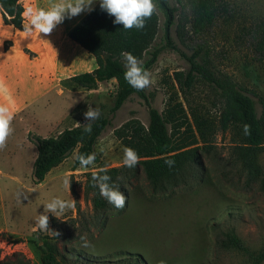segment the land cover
<instances>
[{
    "label": "rangeland",
    "instance_id": "374dc122",
    "mask_svg": "<svg viewBox=\"0 0 264 264\" xmlns=\"http://www.w3.org/2000/svg\"><path fill=\"white\" fill-rule=\"evenodd\" d=\"M215 2L213 24L196 32L186 1L168 0L177 10L170 29L171 47L162 41L164 17L154 8L158 27L153 46H162V50L148 70L154 83L144 88L145 100L132 95L111 114L115 81L96 87L97 94L81 88L84 91L76 98L80 104L61 128L87 123L84 112L89 107L99 109L100 116L107 118L108 125L94 147L93 166L74 169L73 153L36 186L33 165L27 163L28 152L20 144V127L16 128L12 161H3L0 175L1 261H11L14 254H21L29 264H40L38 246L55 232L59 237L55 241L58 261L62 264H138L136 257L143 264H158L161 260L166 264H254V259L264 253V183L250 179L243 168L236 150V131L220 129L222 100L218 90L199 78L183 93L173 80L175 72L188 71V58L207 61L215 77L230 78L246 90L261 115V105L252 93L264 100V57L256 48L255 26L264 21V0ZM169 101L181 104L189 120L190 113H195L214 126L209 143L201 151L202 167L197 177L159 192L140 172L125 186L123 209L108 205L95 211L83 193L84 173L122 166L124 147L116 130L134 121L145 127L148 104L166 116ZM65 105L61 98L49 95L33 107L40 132L47 130L43 120L58 116ZM168 128L174 138L189 136L177 123ZM203 146L200 144L199 149ZM258 164L264 170V149ZM66 179L73 195L64 183ZM53 196L72 199L74 207L59 217L47 213L49 230L33 232L38 215L44 213L43 204ZM229 234L236 236L245 250L231 246L226 239ZM259 264H264V258Z\"/></svg>",
    "mask_w": 264,
    "mask_h": 264
},
{
    "label": "trees",
    "instance_id": "16d2710c",
    "mask_svg": "<svg viewBox=\"0 0 264 264\" xmlns=\"http://www.w3.org/2000/svg\"><path fill=\"white\" fill-rule=\"evenodd\" d=\"M18 1L0 0V9L4 24L16 30H22L23 9ZM185 1L193 14L194 31L199 32L213 24L217 13L215 0ZM154 5V8L164 17L162 41L166 43V46L171 47L170 29L175 23L177 10L169 5L168 0H154ZM155 9L153 14L145 19L142 29L125 30L122 24H114L112 22L114 17L102 10L98 4L69 33V38L92 55L97 64L93 71L74 76L70 82L85 90H94L99 84L115 81L111 114L115 113L132 95L146 99L144 89L135 90L125 81L122 53H132L147 70L154 65L162 50V46H153L158 27ZM255 26L258 29L256 48L264 57V21L258 22ZM196 59L188 58V71L175 72L173 80L180 86L183 93L188 92L199 78L218 90L222 100L220 129L222 132L228 129L236 131L239 137V146L236 150L243 168L250 179H260L264 183V170L258 164L259 154L264 149V100L252 93L261 105V115L258 116L255 102L246 90L230 78L215 77L208 68L207 61L198 62ZM167 106L166 116H163L148 104V122L145 127L134 121L126 123L115 132L122 146L135 149L139 157L134 168L122 165L105 169L111 181L119 185V190L125 197L127 192L125 186L140 172L153 190L166 192L196 178L197 172L202 167L201 151L210 141V135L214 130L213 124L195 113H190L191 120H189L182 105L174 101H169ZM87 123L91 124V130L87 132L84 130L86 124H82L64 129L50 138L29 134L28 140L37 151L32 169L34 185H41L46 175L71 154L74 153L73 168L76 169L80 167L75 161L77 154L94 153L96 142L108 125V120L99 116L96 120ZM172 123H177L179 128H184V133L189 136L174 138V134L168 128V125ZM244 125L248 126L247 134L243 130ZM200 144L204 146L199 149ZM166 160H172L174 163L168 166L165 163ZM92 174L91 171L84 173L83 193L91 202L93 209L100 211L111 204L99 195L98 188L94 186ZM69 191L72 195L74 194L71 184ZM76 211L79 212V207ZM57 239L59 237L55 233L45 238L38 246L40 264H62L58 261L59 250L55 244ZM226 239L234 248L245 250L236 236L229 234ZM263 258L264 253H260L254 259V264H259ZM135 261L143 264L140 258L136 257ZM0 264H29V261L21 254H14L11 261L0 260Z\"/></svg>",
    "mask_w": 264,
    "mask_h": 264
},
{
    "label": "crops",
    "instance_id": "0c3cea01",
    "mask_svg": "<svg viewBox=\"0 0 264 264\" xmlns=\"http://www.w3.org/2000/svg\"><path fill=\"white\" fill-rule=\"evenodd\" d=\"M18 2L23 9L24 26L26 8L47 9L61 0H19ZM98 4L99 0H94L91 11ZM91 11H83L71 18L66 17L50 33H40V39H37L35 35L32 38H25L23 29L16 30L4 23L3 26H0V105L7 107L13 114L10 124L12 132L6 138L4 146L0 148V175L3 174L1 169L3 161L5 164L12 161L17 127H20L21 130L22 149L24 152H28L27 163L32 166L37 151L28 140L29 134L50 138L55 137L64 129L77 126L74 124L72 127L61 128L63 121L74 115L76 107L80 104L76 99L77 95L84 91L72 84L70 79L93 71L97 64L92 55L69 38V33ZM0 16L2 17L1 9ZM102 84L97 87L99 88ZM97 91L89 90L88 93L97 94ZM49 95L61 98L67 105L63 107L62 113L58 116L43 120L42 123L45 124L47 130L40 132L37 128L39 126L36 121L37 116L32 110L35 109L33 107L37 103L45 98L47 100ZM49 104L50 102H48ZM78 120L76 118V121ZM57 128L60 131L53 135ZM16 141L18 142V140Z\"/></svg>",
    "mask_w": 264,
    "mask_h": 264
},
{
    "label": "clouds",
    "instance_id": "9594fccd",
    "mask_svg": "<svg viewBox=\"0 0 264 264\" xmlns=\"http://www.w3.org/2000/svg\"><path fill=\"white\" fill-rule=\"evenodd\" d=\"M94 0H61L59 3L52 4L49 8L28 7L24 11L26 22L23 26L25 38L37 39L40 33H50L63 20L76 16L83 11H91V5ZM99 7L114 17V24H122L125 30L135 28L137 30L144 27L145 19L150 17L154 11V0H99ZM124 59V79L130 87L135 90H142L154 83L152 74L144 68L142 62L130 52L122 53ZM87 122L94 121L100 116L97 108L89 107L84 112ZM13 118L12 112L5 106L0 105V148L5 144L6 138L11 134L10 127ZM85 131L91 130V124L85 123ZM244 132L247 134L248 126L244 125ZM96 160L95 153L77 154L75 161L81 168H89L94 165ZM139 161L135 149L125 147L123 149L122 164L127 168H134ZM165 163L171 166L174 162L166 160ZM92 180L94 186L98 188L99 195L116 209L125 207L126 197L119 190V185L111 181V177L105 169L93 172ZM64 183L69 186V180ZM44 213L38 215L36 225L32 228L33 232L48 231V215L51 213L54 217H59L67 209L74 207V201L65 200L57 196L51 197L43 204ZM56 233V232H55ZM57 235V233H56ZM158 264H166L164 260Z\"/></svg>",
    "mask_w": 264,
    "mask_h": 264
}]
</instances>
